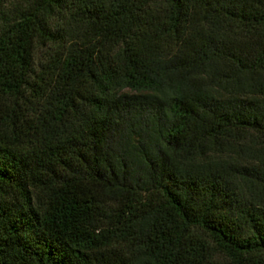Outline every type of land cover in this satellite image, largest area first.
I'll list each match as a JSON object with an SVG mask.
<instances>
[{
  "label": "trees",
  "instance_id": "16d2710c",
  "mask_svg": "<svg viewBox=\"0 0 264 264\" xmlns=\"http://www.w3.org/2000/svg\"><path fill=\"white\" fill-rule=\"evenodd\" d=\"M6 3L0 264H264V0Z\"/></svg>",
  "mask_w": 264,
  "mask_h": 264
},
{
  "label": "rangeland",
  "instance_id": "374dc122",
  "mask_svg": "<svg viewBox=\"0 0 264 264\" xmlns=\"http://www.w3.org/2000/svg\"><path fill=\"white\" fill-rule=\"evenodd\" d=\"M30 0H7L6 7L9 8L10 10L16 9H23L27 7L29 4ZM41 56V50L36 49L34 53V59H39ZM221 264H227V262L224 259H221L220 261Z\"/></svg>",
  "mask_w": 264,
  "mask_h": 264
}]
</instances>
